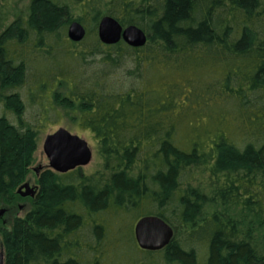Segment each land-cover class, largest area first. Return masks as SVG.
<instances>
[{
  "label": "trees",
  "instance_id": "1",
  "mask_svg": "<svg viewBox=\"0 0 264 264\" xmlns=\"http://www.w3.org/2000/svg\"><path fill=\"white\" fill-rule=\"evenodd\" d=\"M104 16L145 45L102 44ZM51 101L90 133L98 167L41 169L29 209L0 230L3 264H117L119 249L141 255L129 264H264V0H30L0 33L7 208ZM145 216L174 231L159 251L135 242Z\"/></svg>",
  "mask_w": 264,
  "mask_h": 264
},
{
  "label": "water",
  "instance_id": "2",
  "mask_svg": "<svg viewBox=\"0 0 264 264\" xmlns=\"http://www.w3.org/2000/svg\"><path fill=\"white\" fill-rule=\"evenodd\" d=\"M67 36L72 42H80L85 36V29L78 22H72L68 27ZM97 36L104 45H113L121 40L129 47L139 48L146 43V36L139 28L135 26L122 28L116 20L108 16H104L99 21ZM42 152L47 160L48 169L59 174L82 168L88 165L92 158V152L87 143L63 128L44 138ZM16 193L20 197L32 198L35 190L28 184H24L17 189ZM2 214L3 210H0V216ZM173 234V229L156 216L142 217L133 226L135 242L144 251L163 249L169 244Z\"/></svg>",
  "mask_w": 264,
  "mask_h": 264
},
{
  "label": "rangeland",
  "instance_id": "3",
  "mask_svg": "<svg viewBox=\"0 0 264 264\" xmlns=\"http://www.w3.org/2000/svg\"><path fill=\"white\" fill-rule=\"evenodd\" d=\"M30 0H14L11 1V3L5 7L4 11V21L3 24L0 26V33L3 31V29L11 22V20L18 15L19 13H23L27 6L29 5ZM50 102V99H49ZM51 109L54 112H50L47 118L43 115V111L40 110L38 113L40 116L34 117V119L37 121V125L41 124L42 127L38 133V143H37V148L36 151L33 155L34 157V162L31 167V172L27 178V181H29L30 185H33L36 180V175L32 171L33 168H37L38 166L40 167H46L47 165V160L42 152V143L44 138L47 135H50L57 131L60 128H63L67 130L70 134L76 135L79 138L83 139L88 147L90 148L92 152V158L91 161L88 165L84 166L81 168V170L84 173H91L93 172L97 167H98V158L96 157L95 154V143L88 131H83L79 129L73 121H71L68 116L59 108L53 107L52 101H51ZM30 111H28L29 114ZM3 113L2 105H0V115ZM55 113V114H54ZM27 114V117H28ZM41 122V123H40ZM27 197H19V199L16 200V204L14 207L7 208L5 205L1 203L0 199V210H3V214L0 216V230L7 229L10 226V223L12 221L13 216H18L21 217L24 215V213L29 209L30 207V202L29 200L26 199ZM31 198V197H28ZM26 199V200H25ZM114 253V254H113ZM113 253L111 254V258H113L117 264H129L130 260L129 258L132 257H140L141 255L138 254V252L131 250V249H119V250H114ZM116 257V258H114ZM2 253H1V235H0V261L1 264H3L2 261ZM126 260V261H125ZM128 261V263H127Z\"/></svg>",
  "mask_w": 264,
  "mask_h": 264
},
{
  "label": "flooded vegetation",
  "instance_id": "4",
  "mask_svg": "<svg viewBox=\"0 0 264 264\" xmlns=\"http://www.w3.org/2000/svg\"><path fill=\"white\" fill-rule=\"evenodd\" d=\"M32 171L35 173V175H36V177H37V176L39 175L40 171H41V168H38V167H37V168H34ZM25 184H28L30 187L34 188L35 193H36V191H37V186H36L35 183H34L33 185H30L29 181H26Z\"/></svg>",
  "mask_w": 264,
  "mask_h": 264
}]
</instances>
